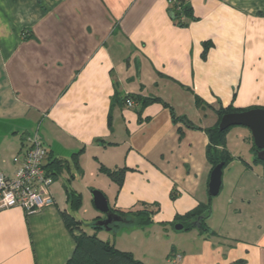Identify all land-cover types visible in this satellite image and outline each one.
<instances>
[{
	"label": "crops",
	"instance_id": "obj_1",
	"mask_svg": "<svg viewBox=\"0 0 264 264\" xmlns=\"http://www.w3.org/2000/svg\"><path fill=\"white\" fill-rule=\"evenodd\" d=\"M185 1L180 26L169 0H0V174L14 177L38 135L46 165L79 155L81 196L76 184L114 210L158 205L149 227L102 230L118 251L144 264H264V163L251 132L233 134H249L247 146L226 145L216 197L205 132L220 108H264V0ZM126 96L140 101L130 108ZM101 166L127 168L123 185ZM70 177L54 181L52 205L0 212V264H67L76 242L64 213L94 234L70 210ZM201 204L205 230L169 225Z\"/></svg>",
	"mask_w": 264,
	"mask_h": 264
},
{
	"label": "trees",
	"instance_id": "obj_2",
	"mask_svg": "<svg viewBox=\"0 0 264 264\" xmlns=\"http://www.w3.org/2000/svg\"><path fill=\"white\" fill-rule=\"evenodd\" d=\"M169 3L171 4L172 14L178 25H184L185 19L190 11L188 3L185 0H169ZM127 98L134 101H140L139 98L133 96H126L125 100ZM143 104H147V101L143 102ZM197 104L202 108L207 107L199 100ZM243 111L247 110H239L233 107L220 108L216 112L218 115V123L213 127L205 129L209 138L206 155L208 163L212 166V170L220 163H225V166H227L233 160V157L226 149V136L231 128L226 131L219 130V124L222 117L229 113ZM253 150L256 154V162L264 163L258 159V149L254 145V142ZM78 156V154L73 155L71 160L50 159L49 163L45 165L47 174L52 177L54 181L58 180L63 172L71 174L70 179L64 183V189L68 197L70 210L73 213L79 211L83 204L82 196L71 187V181L74 180L72 170L78 169L79 166ZM101 172L117 184L118 187H121L125 181L127 168L110 170L101 166ZM158 210V205H154L152 207L144 205L142 209L127 212L111 209L112 213L122 218L124 222L112 223L108 227L114 232L124 227V225L144 229L154 224V216ZM210 212V205L201 204L199 207L186 215L178 216L175 221L169 225L174 227L176 224H181L184 227L183 231L190 230L194 227H199L200 229L205 230V219L209 217ZM63 219L76 242V248L72 258L67 264H144L136 260L131 254L118 251L113 244L98 237L97 231L104 229L103 227L97 225L99 220L102 218L93 220L91 225L94 227V234L92 235L85 231V223L78 220L73 214L64 213Z\"/></svg>",
	"mask_w": 264,
	"mask_h": 264
},
{
	"label": "built area",
	"instance_id": "obj_3",
	"mask_svg": "<svg viewBox=\"0 0 264 264\" xmlns=\"http://www.w3.org/2000/svg\"><path fill=\"white\" fill-rule=\"evenodd\" d=\"M125 103L128 107H134L135 101L127 98ZM27 150L22 160L16 157L15 163L19 167L13 178H7L0 174V212L13 207H20L27 214H32L46 206L53 204L50 188L54 180L45 169L48 157L38 135L28 137ZM180 256H177L173 264H178Z\"/></svg>",
	"mask_w": 264,
	"mask_h": 264
},
{
	"label": "water",
	"instance_id": "obj_4",
	"mask_svg": "<svg viewBox=\"0 0 264 264\" xmlns=\"http://www.w3.org/2000/svg\"><path fill=\"white\" fill-rule=\"evenodd\" d=\"M245 127L250 130L254 145L258 149V159L264 162V108H253L243 112L229 113L222 117L219 130L226 131L233 127ZM225 163H220L211 172L209 181V195L216 197L220 193L222 186V176ZM92 202L95 209L103 216L99 220V226L110 231L108 227L112 223H123L124 220L112 213L106 196L98 191H92ZM176 231H182L183 225L176 224Z\"/></svg>",
	"mask_w": 264,
	"mask_h": 264
},
{
	"label": "rangeland",
	"instance_id": "obj_5",
	"mask_svg": "<svg viewBox=\"0 0 264 264\" xmlns=\"http://www.w3.org/2000/svg\"><path fill=\"white\" fill-rule=\"evenodd\" d=\"M230 130H232L231 133H230L231 135L227 134L228 137L226 136V145L231 144L233 146V145L239 144V146H244L245 147V146H247V144H249L247 141H245V139H248V137L250 136L249 134L247 135V138H246V136L245 137L242 136L241 140L238 141V142H237V139H234L235 136L233 137V134H235V132H237V131L240 134L246 132V131H244V127H239V126L238 127H233ZM252 144H253V142H252ZM76 187L79 188V189H82V191L84 193L82 195L83 206H82V208H81L82 210L79 212V214H80V216H82V214H83L82 218L83 219H87L90 222V224H92L95 215L97 216V214H98V212L95 210V208L93 206V202H92V194L91 193H92V191L94 189H89L88 188L89 186H86L85 184H82V185L76 184ZM90 226L94 229V227L92 225H90ZM89 230L91 232V229H89ZM97 232H98V237L100 239H102V240L106 239V238H103V236H106V234L102 233V230H99Z\"/></svg>",
	"mask_w": 264,
	"mask_h": 264
}]
</instances>
